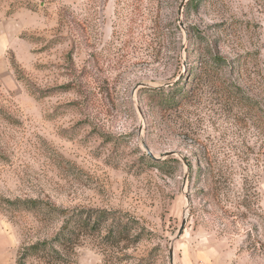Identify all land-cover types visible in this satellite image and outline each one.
Wrapping results in <instances>:
<instances>
[{"label":"rangeland","instance_id":"1","mask_svg":"<svg viewBox=\"0 0 264 264\" xmlns=\"http://www.w3.org/2000/svg\"><path fill=\"white\" fill-rule=\"evenodd\" d=\"M184 1L0 0V264H264V0Z\"/></svg>","mask_w":264,"mask_h":264},{"label":"trees","instance_id":"2","mask_svg":"<svg viewBox=\"0 0 264 264\" xmlns=\"http://www.w3.org/2000/svg\"><path fill=\"white\" fill-rule=\"evenodd\" d=\"M150 92L153 94L152 97L154 98L155 101H157V104L161 107H164L165 105H169L171 103V101L173 102L175 100L176 97H179L181 94L179 93V91L176 90H172L169 92H166L164 88H159V89H153L150 90ZM100 220H104V218H99ZM81 224V223H80ZM99 223H97V226ZM115 225V224H114ZM114 225L111 226L110 232H109V236L110 237H116L117 242L115 245H119L122 241H128L130 239L132 230L129 226V224H123L121 223L119 225V227L117 225L116 228L114 227ZM83 226V224H82ZM66 229V227H65ZM136 237H138V239L136 241H140V235H137ZM139 243V242H137Z\"/></svg>","mask_w":264,"mask_h":264},{"label":"water","instance_id":"3","mask_svg":"<svg viewBox=\"0 0 264 264\" xmlns=\"http://www.w3.org/2000/svg\"><path fill=\"white\" fill-rule=\"evenodd\" d=\"M186 2H187V0H185V1L183 2L182 6H184ZM138 110L140 111V109H138ZM140 112H141V111H140ZM144 147H145V149H146V151H147V154H148L152 159H157V160H158V158H156V157L153 155V153L151 152V150H150L146 145H144ZM172 155H173L172 153L167 154V156H172ZM185 226H186V219L183 220L182 227H181V229H180V231H179V234H178L179 237L182 236V234H183V232H184V230H185ZM169 254H170L171 264H174V248H173V244H172V247H171V249H170Z\"/></svg>","mask_w":264,"mask_h":264}]
</instances>
